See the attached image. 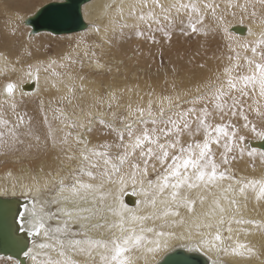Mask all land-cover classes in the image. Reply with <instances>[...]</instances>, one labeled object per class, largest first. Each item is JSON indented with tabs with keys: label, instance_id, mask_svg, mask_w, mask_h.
<instances>
[{
	"label": "snow or ice",
	"instance_id": "obj_1",
	"mask_svg": "<svg viewBox=\"0 0 264 264\" xmlns=\"http://www.w3.org/2000/svg\"><path fill=\"white\" fill-rule=\"evenodd\" d=\"M256 3L264 7V0L229 3V7L247 12L251 5L250 15L256 17ZM218 8L215 0H131L128 16L145 24L148 32L145 35L138 24L123 23L120 36L124 37L123 29L134 27L133 35L159 45L161 41L153 34L152 26L156 25L155 32L162 33L170 44L176 20L183 17L180 34L206 41L216 31L206 18L211 16L218 26ZM116 11L124 19L123 7ZM260 29L250 48L252 55H230L222 73L197 84L195 94L190 88L181 91L177 78L182 74L194 77L197 69L206 67L197 59L204 44L187 56L186 64L173 62L170 92L165 89L157 94L149 87L146 105L129 102L126 115L111 112V118L105 119L103 112L94 114L97 103L109 110L114 102L120 107V97L111 88L107 99L96 97L89 110L81 109L79 115L57 109L56 118L63 125L59 137L47 115L43 118L48 126L44 137L34 132L31 118L17 112L16 85H5L0 92V149L26 155L42 148L58 150L59 167L46 173L40 167L44 175H31L32 182L24 185L37 194L52 189L42 203L33 201L27 218V232L34 238L29 253L33 264H156L157 255L174 242H182L190 252L207 255L211 264L259 258L258 251L240 235L252 234L251 229L264 234V222L246 218L242 212L250 199L264 205V175L237 177L232 164L242 160L246 152L253 160L257 156L246 149L245 133L264 141V19ZM156 55L162 58L163 50L145 54L136 48L131 55L125 52L117 61V71L123 66L138 80L141 72L150 73ZM184 59L178 56V60ZM54 66L57 61L51 60L45 71ZM96 67L103 65L97 63ZM163 67L161 60L157 71ZM35 70L38 73L40 68ZM28 75H32L31 67ZM52 75L59 74L53 71ZM167 75L165 72L166 84ZM66 87L70 95L62 99L71 103L75 88ZM139 87L137 83L126 90L140 95ZM79 90L84 92L83 84ZM5 106L15 121L7 118ZM97 131L115 139L92 144L83 134ZM258 156L264 165V152ZM129 183L139 188L134 192L141 197L135 210L120 198Z\"/></svg>",
	"mask_w": 264,
	"mask_h": 264
},
{
	"label": "bare ground",
	"instance_id": "obj_2",
	"mask_svg": "<svg viewBox=\"0 0 264 264\" xmlns=\"http://www.w3.org/2000/svg\"><path fill=\"white\" fill-rule=\"evenodd\" d=\"M46 1L48 0H42L36 6H30L25 5V0H0V15L4 14L10 20L8 23L3 22L0 26V92L3 91L7 83H14L16 85L14 98L17 107L20 105L21 99L32 98L41 106L47 104L48 101L56 104V101L64 100L65 105L60 109H63L70 116L73 111L77 115L80 114L81 109L88 111L94 103V99L96 97L103 98L102 92L105 91V95H107L110 88L117 91L124 108L129 102L134 106L136 104L146 105L148 96L145 93L149 90V87L154 88L157 94L164 92L165 89L170 92L172 79L170 69L173 62L186 64L187 56L200 47V44L196 41L195 47L191 48L189 42L192 39H199L205 47L200 49L202 56L197 59L199 62L205 63L206 67L203 70L197 69L194 77L182 74L181 77L177 78L181 91L190 88L193 90L192 94H195L197 84H203L209 78L214 80L216 73H222L223 68L229 64L228 57L230 55L235 56L237 52L242 57L252 55L250 48L261 30L260 21L264 19V7L258 3L255 6L257 16L252 17L250 15L253 10L251 5H249L247 12L239 8L229 7V3H245V0H215V3L219 5L217 16L221 19L217 26V21L210 22L209 18H206V23L216 29L206 41L203 37L182 36L179 21L183 17H180L176 20L170 44L163 39L162 33L155 32L157 26H152L153 34L161 41L159 45H153L147 39L133 35L136 31L134 27L123 29L124 37L120 36L121 29L119 26L123 23L138 24L139 29L144 31L145 35L148 32L145 24L128 16L131 0H90L83 3L81 15L86 26L81 31L60 35L46 31L32 33L31 27L25 23L26 20L33 17L37 11L49 3L63 2V0ZM165 2L167 3V0ZM120 7H123L124 19H120L116 11ZM234 27H243L245 33L242 35L237 34L232 30ZM97 28L100 29L99 32L96 31ZM113 28H115V31H113ZM129 36H131L130 39ZM53 40L65 41L66 44L55 52L49 53L46 43L53 42ZM136 48H140L145 54L149 51L158 52L161 49L163 50L162 58L159 55L155 56L150 73L141 72L138 80L134 73L125 70L123 66L120 67L119 71L116 67L117 61L123 53L127 52L131 55ZM178 56H184L185 59L180 61ZM51 60L57 61V66L45 71V67ZM161 60L166 67L157 71ZM97 63L103 65V67L97 68ZM240 63H243V60ZM59 64H63L64 67H59ZM30 67L32 69L31 76L28 75ZM37 67L40 68L38 73L35 70ZM109 68H111V71H109ZM53 71L59 75H52ZM165 72L168 73L167 84L165 83ZM81 76L84 77L83 81L79 79ZM137 83L140 86V95H137L135 91L128 92L126 90L127 86H134ZM54 84L55 87H53ZM81 84L85 89L83 93L79 90ZM66 85L74 86L75 91H77L75 99L71 103H68L67 99H62L70 95ZM141 96H143V100H141ZM105 107L106 105L101 107L97 103L96 109H93L94 114L97 111L105 113ZM5 108L7 109V106ZM44 116L42 115L43 118ZM105 119H110L106 113ZM239 123L242 124V121ZM52 128L55 130L54 134L57 137L63 134L60 131L63 125L59 121ZM260 141L255 137L250 140V143ZM248 150L257 153L255 160L249 158L246 152L242 160L237 159L233 162V172L237 177L259 178L264 175V165L260 164L258 154L264 151L256 146H249ZM57 157L58 150H53L51 147L47 150L42 148L39 152L35 151L24 161L18 162L15 170L5 171L0 168V199L18 201L13 205L15 211L12 221L13 234L14 239L18 241V245L25 247L21 260L0 254V263L33 264V261L29 258V253L33 250L34 238L27 232V218L32 209L33 201L39 200L42 203L45 198H49L48 192L52 189L50 187L48 190L37 194L27 191L24 185L32 182L31 175H44L39 171L40 167L44 168L45 173L55 171L59 167ZM13 159L15 158L13 157ZM253 165H255V170H253ZM10 172L12 173L11 176H9ZM62 174L66 175V172ZM14 184L15 188H13ZM5 189H7L6 193ZM134 192L138 193L139 188L134 189L132 184L129 183L124 188L120 198L128 208L135 210L141 197L134 194ZM37 208H39V204ZM242 212L246 218L264 222V205L258 204L254 199H250L246 207L242 206ZM234 227L236 226L234 225ZM251 232L252 234L246 237L241 234L240 239L250 243L258 251L259 258L252 257L239 260L238 264H264V234H260L254 229H251ZM175 251L200 255L206 259L208 262L206 264H211L207 255L188 251L182 242H174V246L159 253L156 257V264H159L166 255ZM225 259L230 260L231 258L226 257ZM139 264H143V261H140Z\"/></svg>",
	"mask_w": 264,
	"mask_h": 264
},
{
	"label": "water",
	"instance_id": "obj_3",
	"mask_svg": "<svg viewBox=\"0 0 264 264\" xmlns=\"http://www.w3.org/2000/svg\"><path fill=\"white\" fill-rule=\"evenodd\" d=\"M88 1L90 0H63L62 3H49L25 23L31 27L32 33L46 31L60 35L81 31L86 26L82 19L81 7ZM232 30L239 35L245 33L243 27H234ZM247 145L256 146L264 151V141L249 142ZM17 202L14 199H0V254L21 260L25 247L19 246L18 241L14 239L12 226L15 215L13 205ZM206 262V259L200 255L175 251L166 255L159 264H206Z\"/></svg>",
	"mask_w": 264,
	"mask_h": 264
},
{
	"label": "rangeland",
	"instance_id": "obj_4",
	"mask_svg": "<svg viewBox=\"0 0 264 264\" xmlns=\"http://www.w3.org/2000/svg\"><path fill=\"white\" fill-rule=\"evenodd\" d=\"M50 1H54V0H48L46 2H50ZM25 2H26L25 5L36 6L39 2H42V0H27V1L25 0ZM208 18H209L210 22L216 21L211 16H209ZM3 22L8 23V22H10V20L7 19L4 14H1L0 15V26H2ZM11 22H12V20H11ZM196 41L200 45L202 44V42H200L199 39H197V40L192 39L189 42V45L191 46V48L195 47ZM65 44H66L65 41H58V40H53V42L50 41V42L46 43L47 51L49 53H53L56 50L62 48ZM57 45H61V46H57ZM163 65H164V67H166L165 64H163ZM75 93H77V91H75ZM102 94H103V98L106 99L107 95H105V91H103ZM63 105H65L64 100L56 101V104H54L52 101H48L47 104H45L44 106H41L40 104H38V102H36L35 100H32V98L31 99H21V103L17 107V112L21 113V114L26 113L27 117L31 118V127L33 128L34 132L40 134L41 137H44V135L47 132L48 126L44 124L42 115H47L49 124L52 127L54 124L58 123V121L60 122V120L56 118L59 115V113L56 110L60 109ZM5 110H6L7 118L11 121H15L16 117L11 113V111L6 109V108H5ZM154 110H155V108H154ZM112 111L116 112L118 116L119 115H126V108L122 107L121 97H120V107L119 108L116 107L115 102L113 103V108L111 110H109L107 108V106L105 107V113H106L107 117L111 118L110 113ZM72 113H76V112L73 111ZM251 118L255 119L254 115ZM68 130H70V129H66V131H68ZM22 131H23V129H22ZM72 131H75V130H72ZM84 135L88 137V139L90 140V142L92 144H95V143H97L99 141H103V140L113 141L115 139V137L112 135H109L106 137L100 136L98 131L94 132L92 134L84 133ZM253 138H255V137L252 136L250 133L246 134L245 146L247 147L246 148L247 150L249 148L247 143H249L250 140ZM34 152H35V150H33V152L30 155H32ZM30 155L24 154L23 151H10L7 149H0V168L4 169L5 171H7L9 169L15 170L17 163L24 161L26 158H29ZM13 157L15 159H13ZM0 264H9V263L3 262Z\"/></svg>",
	"mask_w": 264,
	"mask_h": 264
}]
</instances>
